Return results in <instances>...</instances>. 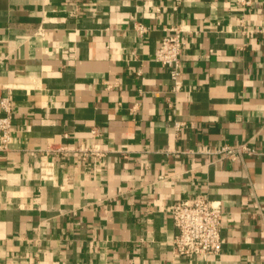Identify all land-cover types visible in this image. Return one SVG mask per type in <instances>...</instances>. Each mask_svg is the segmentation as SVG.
Here are the masks:
<instances>
[{"label":"crops","instance_id":"0c3cea01","mask_svg":"<svg viewBox=\"0 0 264 264\" xmlns=\"http://www.w3.org/2000/svg\"><path fill=\"white\" fill-rule=\"evenodd\" d=\"M174 25L177 88L153 58ZM5 95L0 264H264V0H0ZM242 143L257 153L212 152ZM198 195L222 246L179 255L170 208Z\"/></svg>","mask_w":264,"mask_h":264},{"label":"built area","instance_id":"2783aa9c","mask_svg":"<svg viewBox=\"0 0 264 264\" xmlns=\"http://www.w3.org/2000/svg\"><path fill=\"white\" fill-rule=\"evenodd\" d=\"M182 0H174L175 7ZM247 3L249 0H239ZM139 34L146 31V27L136 24ZM169 33L164 35L157 45L153 58L161 66L165 67L170 78L175 82L180 75L179 57L183 49L182 25H174L168 28ZM0 109L3 115L0 116V151L7 150L11 139V104L9 95L0 97ZM180 122H174V127L179 130ZM92 137L97 135V130H90ZM84 153L89 152L96 156H101L103 150L95 143L93 146L77 148ZM50 149L39 153V178L40 180H50L53 175V161L49 158ZM61 154L70 151L66 146H61L55 150ZM213 153L222 154L231 160L241 158L243 155L256 154L254 146L242 143L237 146L222 145L215 148ZM170 216L176 234L172 240L173 251L179 255H213L217 254L222 246L221 222L222 209L218 201L210 200L204 195L175 200L170 208Z\"/></svg>","mask_w":264,"mask_h":264}]
</instances>
